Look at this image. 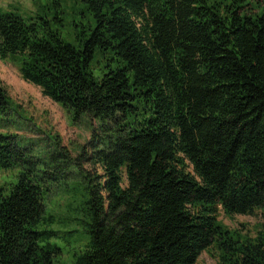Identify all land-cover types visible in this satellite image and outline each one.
<instances>
[{"label": "trees", "instance_id": "trees-1", "mask_svg": "<svg viewBox=\"0 0 264 264\" xmlns=\"http://www.w3.org/2000/svg\"><path fill=\"white\" fill-rule=\"evenodd\" d=\"M83 1L93 25L76 45L39 12L0 9V60L95 124L75 158L94 169L76 163L87 238L65 264H194L208 250L212 264H264V0ZM97 52L114 63L99 79ZM10 102L0 80V114ZM55 138L39 152L0 133V170L16 177L0 182V264H57L53 238L76 232L51 228L46 206L72 175ZM220 209L263 222L241 234Z\"/></svg>", "mask_w": 264, "mask_h": 264}, {"label": "rangeland", "instance_id": "rangeland-1", "mask_svg": "<svg viewBox=\"0 0 264 264\" xmlns=\"http://www.w3.org/2000/svg\"><path fill=\"white\" fill-rule=\"evenodd\" d=\"M0 9L22 17L34 16L39 12L48 20L52 30L73 45L77 44V35L83 28L93 25V17L83 0H0ZM113 64V61L106 60L105 54L95 53L90 63L93 77L99 79L108 70V65ZM18 66L16 60H0V80L12 101L10 111L0 114V133H14L19 146H27L39 152L52 149V136L56 135L57 142L68 152L72 175L68 180L55 183L46 200L48 211L55 215V223L51 228L61 234L60 229L64 228L65 222L66 227L76 231L73 236L62 234L53 238L62 249L57 264H65L70 261L72 250L82 246L87 238L81 223L83 202L87 194L86 182L84 172L79 170L76 163L84 170L93 172L94 169L86 155L78 157V160L75 158L84 145L87 148L86 143L91 138L95 124L87 116L71 121L59 104L44 96L38 86L20 77ZM15 179L14 172L0 170V182L9 184ZM218 219L231 230L253 236L263 222V215L261 210L255 209L253 214L228 216L220 209ZM77 237L78 241L75 240ZM215 254L214 250L204 251L194 264H212Z\"/></svg>", "mask_w": 264, "mask_h": 264}]
</instances>
